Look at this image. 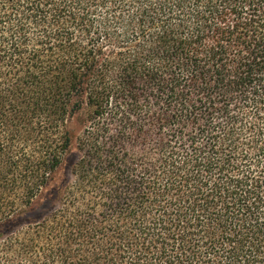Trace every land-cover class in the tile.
Masks as SVG:
<instances>
[{
	"label": "trees",
	"instance_id": "16d2710c",
	"mask_svg": "<svg viewBox=\"0 0 264 264\" xmlns=\"http://www.w3.org/2000/svg\"><path fill=\"white\" fill-rule=\"evenodd\" d=\"M0 264H264V0H0Z\"/></svg>",
	"mask_w": 264,
	"mask_h": 264
},
{
	"label": "rangeland",
	"instance_id": "374dc122",
	"mask_svg": "<svg viewBox=\"0 0 264 264\" xmlns=\"http://www.w3.org/2000/svg\"><path fill=\"white\" fill-rule=\"evenodd\" d=\"M75 127H77L76 132L79 133V131L81 130L82 126L81 125H78V126L76 125Z\"/></svg>",
	"mask_w": 264,
	"mask_h": 264
}]
</instances>
